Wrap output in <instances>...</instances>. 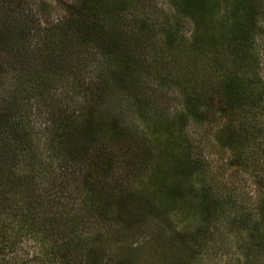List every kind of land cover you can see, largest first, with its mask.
Returning <instances> with one entry per match:
<instances>
[{
  "label": "trees",
  "instance_id": "1",
  "mask_svg": "<svg viewBox=\"0 0 264 264\" xmlns=\"http://www.w3.org/2000/svg\"><path fill=\"white\" fill-rule=\"evenodd\" d=\"M150 1L155 12H162L160 15L148 13L136 2L130 4L131 0H124L122 6L116 0H73L65 7L66 16L50 26H35L38 43L33 47L26 41L17 50L7 47L8 60L0 65L10 70L0 84V252L6 245V231L11 228H7L8 222L14 225L16 237L29 234L30 223L24 231L21 223L32 218L30 207L46 206L52 197L62 206L61 200L70 198L62 184L53 196L40 195L35 187V157L40 154L31 152L39 146V140L33 136V119L27 112L34 109L37 119L50 113V122L44 119V146L56 158L59 155L61 168L67 169V162L75 170L79 168V182L86 195L83 201L91 205L92 215L105 223L115 197L111 187L115 177L108 175L113 171L112 157L124 155L125 148L131 146L133 117L127 111L139 99L140 75L149 78L153 62L172 55L175 62L188 60L185 68L194 65L193 73L187 71L183 77L185 101L179 117L191 119L200 130L215 128L212 142L202 148L220 160L214 174L211 164L207 165L200 155L203 150L195 159L198 169L206 171L197 174L195 184L190 183L200 203L199 223L190 233L194 251H221L222 256H228V264H264V0H174L171 4L167 0L163 2L165 9L156 0ZM187 23L192 27L189 34L182 30ZM24 27L29 29L26 23ZM6 31L9 34L10 30ZM26 32L23 30V38ZM9 35L7 42L14 39ZM155 46L162 49L161 53L151 50ZM87 50L101 54L92 61L90 71L77 68L82 72L80 77L64 78L66 64L75 59L74 53L84 56ZM44 53H48L45 60ZM174 72L181 77L179 66ZM190 74L196 76V85L186 90L191 84ZM166 75L168 80L174 77ZM53 78L61 83L60 90L49 89ZM123 94L126 110L121 107L115 112L112 104L113 111L108 110L110 102ZM69 102H73L71 106ZM84 104L91 108L85 109ZM142 118L149 120L148 115ZM167 119L166 115V131ZM105 129L111 131L108 142L103 135ZM144 133L140 129L139 136ZM165 141V148L191 161L185 140L166 135ZM150 151L143 146L139 158L130 157L127 169L144 167L138 159L144 160ZM172 160L165 162L170 164ZM221 177L226 180L218 182ZM240 181L244 186L237 188L234 183ZM230 186L233 188L227 189ZM64 214L54 213L50 218L51 228L60 235L61 225L68 223ZM71 223L65 231L78 234V224Z\"/></svg>",
  "mask_w": 264,
  "mask_h": 264
},
{
  "label": "rangeland",
  "instance_id": "2",
  "mask_svg": "<svg viewBox=\"0 0 264 264\" xmlns=\"http://www.w3.org/2000/svg\"><path fill=\"white\" fill-rule=\"evenodd\" d=\"M72 1L0 0V65L8 60L7 47L13 46L12 49L17 50L23 46L25 41L26 44L33 47L35 43H38L34 32L35 26H50L66 16L65 7ZM156 1L159 6L166 8L163 2L167 3V0ZM173 1L168 0V3L171 4ZM120 2L122 6L124 0H116L117 4ZM135 2L139 8L144 7L148 13L149 11L155 15L162 13L152 9L150 0H131L129 3ZM24 23L29 29L24 27ZM9 27L11 28L7 29ZM189 27L192 28L189 23L182 25V30L189 34ZM6 30H10L9 34L11 35ZM23 30H27L24 33L26 34L25 38L22 37ZM8 35L11 37L10 39H14L7 42ZM151 50L155 53L162 51L158 46ZM74 54L75 59L66 64L68 68L64 78L67 76L80 77L82 70L89 72L92 63H94L92 61L101 55L96 50H87V54L84 56ZM47 55L48 53L43 54L44 60ZM14 57L18 58L19 55L15 54ZM173 59L172 55L158 57L153 62V70L152 67L149 70L148 74L151 76L146 78L144 74L140 75L142 83L139 85L141 87L138 92L139 99L135 106L130 107L127 111L129 117H133L132 123L129 122L134 128L131 129L134 134L131 136V146L125 148L127 150H124V155L114 154L112 157L114 158L113 171L105 174V176L113 175L116 181L111 183L115 197L105 223L101 219H96L90 212L91 205L83 201L86 195L82 193L84 189L79 182V168L76 167L75 170L71 162H67V169L61 168V162L58 161L59 155L56 158L54 152L47 151V146H44L46 139L43 129L51 120L50 113L44 118L47 122L45 123L44 119L36 118L34 109L27 112L28 115L30 114V119H33L30 122L33 127V136L39 140V146L32 148L31 152V154L34 152L35 155L40 154L39 157H35L37 165L35 187L39 189L40 195L46 196L53 193V196V191L62 184L70 193V198L62 199V206L59 203H54V197H52L50 198L51 203H47L46 206L30 207L28 210L31 211L32 218L28 217V222L22 221L23 223H21L23 231L30 223L29 234L21 233L16 237L12 230L14 225L8 222L7 228H11L6 231V245L0 252L2 261L0 264H228V256H222L223 252L194 251L190 241V233L195 230L200 218L199 198L193 193L194 190L190 183L191 185L195 184L197 174L200 175L206 171L203 169L202 172L201 169H198L195 159H199L198 153L203 150V145H208L209 141L212 142L215 128L207 126L200 130L191 119L179 117L183 109L182 104L185 101V94L181 88L184 83L183 77L185 73H193L194 65L185 68L188 60L175 62ZM30 60L32 61V59ZM176 65L180 67L181 72L178 73L181 74V77H176L177 73L174 72ZM0 67V84L3 85L6 75H10V70L9 68L6 70L5 66ZM168 73L174 77L168 80L167 75L165 76ZM52 77H57V75ZM188 78L191 84L186 87V90H191L192 85H196V76L190 74ZM50 81L49 89L53 87L61 89L59 87L61 83H55V78ZM1 92L3 93L2 89H0V105ZM67 96L71 97L69 93ZM124 96V94L119 95L117 101L115 99L111 101L107 109L112 110V104L115 112L119 111L121 107L126 110V105L123 103ZM126 96L131 97L128 94ZM65 99L67 100V97ZM71 103L69 102L68 106H71ZM153 104L155 106L152 108ZM84 108L90 109L91 105L84 104ZM1 110L2 108L0 116H2ZM46 111L50 112L49 109ZM144 115H148V122L143 120ZM166 115L169 118L167 119L169 123H166L169 125L167 131L164 123ZM205 124L207 125V123ZM140 129L145 132L141 137L139 136ZM110 132V129L103 131L105 142L109 141ZM166 135H171L176 141L185 140L188 143L191 161L185 156L177 157L174 152L164 147ZM143 146H148L151 149L148 157H144L146 154L143 152L144 160L138 159L145 164L144 167L141 166L136 171H130L127 169L130 157L133 156L134 160L139 158L137 154L142 153ZM200 155L207 165L211 164L210 172L214 173V166L219 164L220 160L214 158L207 148ZM168 159H173L170 164L165 162ZM162 174H167V176L160 178ZM187 174L188 177L185 176ZM221 178L218 182L226 180V178H222V180ZM209 181L211 180L207 182ZM240 182L241 184L234 183L237 188L244 186V183ZM111 187H109L110 190H112ZM231 188L233 186L227 187V189ZM190 191L192 194H189ZM26 204L20 203L19 206ZM9 210L10 208L7 211ZM58 212L65 213L64 218L68 220V223L61 225V235L54 232L50 224V218ZM7 213L9 215L10 212ZM17 218L21 219V217ZM74 221V224H78L77 229L80 232L74 235L67 234L64 228L71 227L69 223L73 224ZM60 230L61 228H58L59 232ZM30 235L32 236L30 237ZM67 245L73 246L74 249Z\"/></svg>",
  "mask_w": 264,
  "mask_h": 264
}]
</instances>
